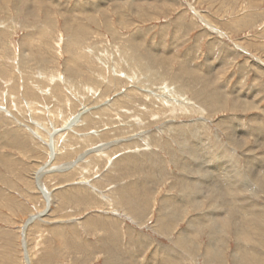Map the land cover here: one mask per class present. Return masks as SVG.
I'll return each mask as SVG.
<instances>
[{"label":"rangeland","instance_id":"374dc122","mask_svg":"<svg viewBox=\"0 0 264 264\" xmlns=\"http://www.w3.org/2000/svg\"><path fill=\"white\" fill-rule=\"evenodd\" d=\"M263 44L264 0H0V264H264Z\"/></svg>","mask_w":264,"mask_h":264},{"label":"bare ground","instance_id":"6f19581e","mask_svg":"<svg viewBox=\"0 0 264 264\" xmlns=\"http://www.w3.org/2000/svg\"><path fill=\"white\" fill-rule=\"evenodd\" d=\"M246 44V43H245ZM264 45V44H263ZM185 68V67H184ZM207 99V98H206ZM10 122V121H9Z\"/></svg>","mask_w":264,"mask_h":264}]
</instances>
